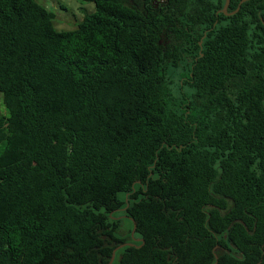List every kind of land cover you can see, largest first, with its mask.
I'll return each mask as SVG.
<instances>
[{"label":"trees","instance_id":"trees-1","mask_svg":"<svg viewBox=\"0 0 264 264\" xmlns=\"http://www.w3.org/2000/svg\"><path fill=\"white\" fill-rule=\"evenodd\" d=\"M81 1L0 0V264H264V0Z\"/></svg>","mask_w":264,"mask_h":264},{"label":"rangeland","instance_id":"rangeland-1","mask_svg":"<svg viewBox=\"0 0 264 264\" xmlns=\"http://www.w3.org/2000/svg\"><path fill=\"white\" fill-rule=\"evenodd\" d=\"M38 4L45 7L54 15L53 26L57 31H70L78 27L86 15L95 11V6L91 2L81 0H35ZM176 79V78H175ZM2 109H4L2 107ZM5 143H0V154L3 152ZM119 198L123 197L122 193L118 194ZM133 223L129 219L123 218L117 236L132 239ZM119 254L116 253L112 264H119Z\"/></svg>","mask_w":264,"mask_h":264},{"label":"water","instance_id":"water-1","mask_svg":"<svg viewBox=\"0 0 264 264\" xmlns=\"http://www.w3.org/2000/svg\"><path fill=\"white\" fill-rule=\"evenodd\" d=\"M243 1H245V0H241L240 1V3H242ZM229 2H230V0H225V3H224V5H223V8H222V12L224 13V14H228L227 13V8H228V6H229ZM239 9V7L236 9V11ZM236 11H234V12H232V13H230V14H233V13H235ZM134 232H135V224H133V231H132V234H134ZM133 236V235H132ZM140 239H136V241H139ZM124 245H128V246H130V245H133L132 243H126V244H124ZM123 246V245H122ZM122 246H120V247H122ZM118 250V248H115L114 250H113V252H112V254H111V257H110V260H109V262H108V264H112L113 263V260H114V258H115V253H116V251Z\"/></svg>","mask_w":264,"mask_h":264}]
</instances>
